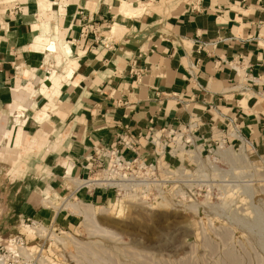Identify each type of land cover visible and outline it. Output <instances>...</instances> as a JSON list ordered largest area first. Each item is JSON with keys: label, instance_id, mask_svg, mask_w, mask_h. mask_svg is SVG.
I'll return each mask as SVG.
<instances>
[{"label": "crops", "instance_id": "1", "mask_svg": "<svg viewBox=\"0 0 264 264\" xmlns=\"http://www.w3.org/2000/svg\"><path fill=\"white\" fill-rule=\"evenodd\" d=\"M127 1L144 12L0 0V244L29 221L75 225L46 200L69 198L70 176L91 157L107 164L121 136L153 161L191 128L206 145L247 140L264 163V0Z\"/></svg>", "mask_w": 264, "mask_h": 264}, {"label": "rangeland", "instance_id": "2", "mask_svg": "<svg viewBox=\"0 0 264 264\" xmlns=\"http://www.w3.org/2000/svg\"><path fill=\"white\" fill-rule=\"evenodd\" d=\"M222 143L188 145L187 153L172 162L174 170L184 167L185 173L166 187L164 200L150 207L111 196L110 201L92 204L96 215L89 223L72 208L83 202L86 190L76 201L66 195L51 197L65 200V206L55 209L77 215L75 225L61 228L48 221H29L0 244V260L6 264H264V163L256 160L248 143L247 163L220 154ZM224 145L237 154L242 148L232 141ZM48 201L45 206L51 207ZM83 203L80 207H90ZM101 207L113 210L101 212ZM19 238L27 241L30 253L3 248L16 246Z\"/></svg>", "mask_w": 264, "mask_h": 264}, {"label": "built area", "instance_id": "3", "mask_svg": "<svg viewBox=\"0 0 264 264\" xmlns=\"http://www.w3.org/2000/svg\"><path fill=\"white\" fill-rule=\"evenodd\" d=\"M131 73L137 77L139 76L133 67ZM163 132L165 134V130ZM193 133L191 128H189L188 133L186 132L184 137L181 133L175 131L172 135L170 151L167 152L165 145H163L153 161H147L138 153L137 140H132L129 136H121L117 141V148L103 154V158L108 159L107 164L100 160L96 161L91 157L86 160L85 164H81L87 175L75 178L70 176L69 199L76 201L79 198V194L84 190L88 194L103 190L112 193L116 201L132 200L149 207L160 200H164L163 197L167 194L166 187L173 182H177L179 175L185 173L184 167L174 170L172 162L164 160L165 155L169 153L172 158H176L173 155V150L179 146L175 142L177 136H181V143L184 145L185 150L188 145L193 146L195 142H198ZM233 133L239 136L236 127ZM243 142L247 144V140L241 139V144ZM126 151L132 155H127ZM12 247H18L24 254L32 251L31 248L29 249L27 241H24L23 238H19V244L16 246L7 244L3 248L11 251ZM0 264H6V262L0 260Z\"/></svg>", "mask_w": 264, "mask_h": 264}, {"label": "bare ground", "instance_id": "4", "mask_svg": "<svg viewBox=\"0 0 264 264\" xmlns=\"http://www.w3.org/2000/svg\"><path fill=\"white\" fill-rule=\"evenodd\" d=\"M143 8H144V6H143ZM143 8H137V7H135L134 6V4L132 3V2H130V1H127V0H122V4H121V8H120V12H121V14H123V15H127V16H133V15H136V14H138V13H143L144 11H143ZM145 10V9H144ZM139 15V14H138ZM118 28L117 27H115V34L118 32ZM121 30V29H120ZM120 30H119V32H120ZM123 31V30H122ZM118 32V33H119ZM121 33V32H120ZM175 142L179 145L178 147H176V148H174V150H173V155L174 156H177L178 154H181V153H187V152H185L186 150L184 149V145L181 143V136H177V138H176V140H175ZM246 147V143H244L243 145H242V148H241V150H240V153L239 154H237V153H235V151L233 150V149H231V148H228V147H225V145H224V142L221 144V146L219 147V153L220 154H222V155H224V156H226V157H228V158H231V159H235V160H242V161H244V162H246L247 163V161H248V159H247V154L245 153L246 151H245V147ZM180 157V156H179ZM199 159H200V157H199ZM182 161V160H181ZM233 161V160H232ZM241 161V162H242ZM243 163V162H242ZM244 164V163H243ZM72 172V171H71ZM58 199V198H57ZM53 200L52 201V199L50 200V201H48V203H50V206L52 207V208H62V206H65V200H64V202H62V200H60V199H58V200ZM118 201H121V200H118ZM79 202V201H78ZM64 205H63V204ZM68 204V203H67ZM71 204V203H70ZM79 204V205H78ZM78 204H76V207L73 205L72 206V208L73 209H77V211L81 214V215H84V217H85V219L89 222V223H92V222H94L95 221V215H96V212L94 211V209H93V206H92V204H88L90 207H80V206H83V202H79ZM49 206V205H48ZM60 206V207H59ZM75 209V210H76ZM110 210H113V209H107L106 207H101L100 208V211L101 212H105V211H110ZM40 232L42 233V232H44V231H42V230H39V234H40ZM61 243L63 242V241H61V240H59ZM64 244V243H63ZM230 258V257H229ZM230 260V259H229Z\"/></svg>", "mask_w": 264, "mask_h": 264}]
</instances>
